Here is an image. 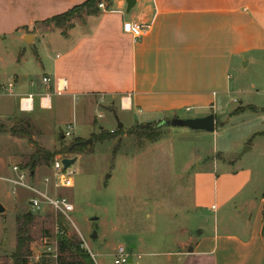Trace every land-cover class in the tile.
I'll return each mask as SVG.
<instances>
[{
    "label": "crops",
    "instance_id": "obj_1",
    "mask_svg": "<svg viewBox=\"0 0 264 264\" xmlns=\"http://www.w3.org/2000/svg\"><path fill=\"white\" fill-rule=\"evenodd\" d=\"M86 1L0 0V43L14 41L21 50L11 73L0 68V82L15 83L13 106L0 107L9 108L0 114L2 144L22 142L9 137L14 122L28 125L38 151L49 152L67 138V131L58 138L59 127H70V137L85 141L99 122L109 125L117 110L131 114L134 125L231 113V95L248 94L240 79L232 83V73L264 69V0H135L126 15L125 0H105L107 11L82 12L62 27L51 21ZM127 22L144 27L138 39L123 33ZM35 41L39 48L26 55L23 46ZM27 95L34 98L33 110L23 114L18 101ZM66 108L70 118L63 117ZM247 108L256 110L243 112L253 113L258 124L236 141L237 151L247 148L242 156L225 157L227 150L215 147L220 119L207 133L214 148L206 157L221 154L229 161L214 159L192 173L191 210L203 223L178 264H264V109L241 104L235 110ZM39 158L35 168L46 166ZM171 259L168 254L166 263Z\"/></svg>",
    "mask_w": 264,
    "mask_h": 264
},
{
    "label": "rangeland",
    "instance_id": "obj_2",
    "mask_svg": "<svg viewBox=\"0 0 264 264\" xmlns=\"http://www.w3.org/2000/svg\"><path fill=\"white\" fill-rule=\"evenodd\" d=\"M101 3L106 6L104 0ZM23 48L26 55H32V51L39 48V42ZM19 50V45L14 41L0 43L1 72L11 73ZM236 78L240 79L241 85H245L244 90L248 94L242 97L232 94L231 113L217 114V117L212 115L215 121L220 119L223 122V130L215 135V147L219 151L227 150L225 157L238 152V158L242 149L237 151L236 141H240L242 135L247 136V127L251 130L258 122L249 111L233 114L241 104L264 109V69L253 66L238 73L234 71L232 83ZM10 80L6 79L0 84H7ZM250 83H254V89H250ZM12 106V97L0 95V107ZM7 110H0V114L5 115ZM70 115L71 111L66 108L63 117L70 118ZM109 118L112 119L109 125L99 122L94 127V131H91L94 134L85 140H91V144L83 146L78 154L66 153L76 141L73 137L57 141L49 151L56 158L77 159L69 166L73 171L70 190L55 188L52 173L55 160L52 162L51 159L46 166L34 168L33 172L37 171V174L29 176V184L41 190H45L43 180L49 179L51 186L46 190L48 194L69 199L73 206L71 221L49 209L31 212L27 204L32 193L23 189L12 193L11 185L0 182V206L4 209L0 213V264H16L14 254L18 227H21V235L27 245V251L21 254L20 260L26 259L27 264L79 262L78 252L59 248L62 237L70 239L78 247L83 239L93 256L88 254L93 264H113L119 249H123L128 257L130 263L126 264H167L168 254L170 258L172 256L171 264H178L182 255L191 252L197 236L195 228L203 223V218L198 220L191 210L192 173L198 166L211 160L228 159L223 160L221 154L206 157L214 148L212 141H209L212 136L165 125L171 119L134 125L131 114L118 110L116 118ZM117 123L122 124L121 129H117ZM24 127L14 122L9 128L11 140H22L19 145L15 141L2 144L3 135L0 136V177L7 178L9 168L14 165L29 171L36 159V164H39L40 158L36 157V152L42 148L33 141V130L29 129L30 141L13 134L14 130ZM67 128L56 129L58 138L60 131L65 132ZM111 128L113 130L109 132ZM98 138L108 139L98 142ZM198 138L206 140L198 141ZM46 145L49 146V143ZM197 155H200L199 160L196 159ZM209 225L206 232L210 229ZM93 232L96 234L94 240L90 239Z\"/></svg>",
    "mask_w": 264,
    "mask_h": 264
},
{
    "label": "built area",
    "instance_id": "obj_3",
    "mask_svg": "<svg viewBox=\"0 0 264 264\" xmlns=\"http://www.w3.org/2000/svg\"><path fill=\"white\" fill-rule=\"evenodd\" d=\"M98 9L102 11H107L106 6L103 3L98 5ZM113 12V11H109ZM144 30L143 26L133 22L123 23L122 31L123 33L130 35L134 39H138ZM42 83L44 85L49 84V79L42 78ZM14 86L15 83L13 80H10L7 84H0V95H4L7 97L14 96ZM62 90L57 87L55 95L60 96L62 94ZM33 96L27 95L19 99L18 101V110L20 113L28 114L33 110ZM71 136L70 127L67 128V132L64 133V137ZM63 157H55V161L52 164V173L53 178L56 181L55 188L58 189H71L73 184V171L68 167L67 169L63 168L62 160ZM11 172L13 176H9L7 178L0 177V182L11 185L12 193H15L17 189H23L32 193V197L28 200L27 207L31 212L37 213L42 212L46 209H49L61 216L62 218L70 220V214L73 212V206L70 203L69 199L66 196H50L46 190L51 186V182L49 179L45 178L43 180V184L45 190H41L34 185H30L28 182L29 176L32 177L29 171L26 169H22L19 166H13L11 168ZM214 209V208H212ZM79 247L82 251L91 255L86 242L81 239L79 243ZM93 258V256L91 255ZM128 257L124 254L123 249H119L116 253V258L113 264H126L129 263Z\"/></svg>",
    "mask_w": 264,
    "mask_h": 264
},
{
    "label": "trees",
    "instance_id": "obj_4",
    "mask_svg": "<svg viewBox=\"0 0 264 264\" xmlns=\"http://www.w3.org/2000/svg\"><path fill=\"white\" fill-rule=\"evenodd\" d=\"M105 1V0H104ZM102 2V0H87L85 3H83L82 5L73 8L71 11L53 18L51 21L54 23V25L56 27H62L64 26L67 22H69L72 18H74L75 16H79L80 13L85 12L87 15H91V14H96L97 13V8L98 5ZM48 23V22H47ZM244 110H249L251 112H256V110L254 108H247V109H238L235 111V114H239L242 113ZM14 136H16L19 139H27L30 141V134H29V127L28 125H25L24 128H20L18 130H14L13 131ZM108 138H98L97 141L98 142H104L106 141ZM83 143H81L80 141H75V143H73L72 145H70V147H68L66 153H70V154H78L79 152H81V150L83 149ZM72 147L71 151L69 152V149ZM45 160L46 164H48V162L53 159L54 154L49 153V152H45V151H38L36 152V157H41ZM36 162L37 159L34 163L31 164V166L29 167V172L30 174L33 173V169L36 166ZM263 201H264V193H263ZM263 214H264V203H263ZM31 216V214H28ZM28 219V216L26 217ZM22 229L21 227H18L17 229V242H16V248H15V258L16 259V264H27L26 259H22L20 260L21 254H24L23 252L26 253L27 251V245L22 238ZM79 244V243H78ZM59 248L62 251H73V252H78V256L80 257V261L77 262L76 264H93L92 261L90 260V257H88V254L82 250L79 249L78 245L75 246L70 239L66 238V237H62L59 241ZM24 256H28L24 255ZM25 258V257H24Z\"/></svg>",
    "mask_w": 264,
    "mask_h": 264
},
{
    "label": "water",
    "instance_id": "obj_5",
    "mask_svg": "<svg viewBox=\"0 0 264 264\" xmlns=\"http://www.w3.org/2000/svg\"><path fill=\"white\" fill-rule=\"evenodd\" d=\"M126 4V13H129V11L133 8L135 4V0H125ZM165 125L169 127H179V128H185L191 131L195 132H203V133H213L215 129V121L214 116L212 114H209L204 117H196V118H184V119H171L165 123ZM122 124L118 123L117 129H121ZM91 144V140L84 141L83 145L87 146ZM72 147L69 149V152L71 151ZM245 151H247V148L244 149L240 156H242ZM75 162V160H68L63 159L62 165L64 169H67L70 165H72ZM4 209L0 206V213H3ZM96 238L95 232L92 233L90 236V239L94 240ZM261 238L263 242V249H264V217H263V223H262V229H261Z\"/></svg>",
    "mask_w": 264,
    "mask_h": 264
}]
</instances>
